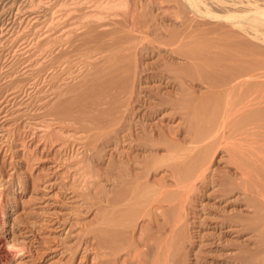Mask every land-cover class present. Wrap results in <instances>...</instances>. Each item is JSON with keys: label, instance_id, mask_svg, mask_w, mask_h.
I'll use <instances>...</instances> for the list:
<instances>
[{"label": "rangeland", "instance_id": "rangeland-1", "mask_svg": "<svg viewBox=\"0 0 264 264\" xmlns=\"http://www.w3.org/2000/svg\"><path fill=\"white\" fill-rule=\"evenodd\" d=\"M204 1L205 14L219 3L231 8L210 9L212 18L188 0H0V264L110 259L95 246L107 239L104 220L111 214L117 220L111 197L126 209L113 220L123 251L109 264H264V200L258 199L264 194L258 189L264 186V42L244 29L264 31V0ZM236 84L246 102L236 96ZM259 123L261 131L252 133ZM231 129L248 130L235 144H243L244 158H254L256 175H250L263 182L248 180L258 196L247 180L241 183L254 192L242 193L244 177L226 163L224 143L231 138L223 137ZM129 130L136 141L116 143ZM249 140L259 148L251 142L250 151ZM223 185L229 194L222 195ZM163 196L169 202L162 205ZM138 229L143 234L135 238Z\"/></svg>", "mask_w": 264, "mask_h": 264}, {"label": "bare ground", "instance_id": "bare-ground-1", "mask_svg": "<svg viewBox=\"0 0 264 264\" xmlns=\"http://www.w3.org/2000/svg\"><path fill=\"white\" fill-rule=\"evenodd\" d=\"M184 1H185V0H184ZM188 1L190 2V6H188V7H192V6H193V7H194L193 11L196 10L195 7H196V8H198V7L200 8V7H202V6H205L204 9H205V11H206V7H207V6H206L204 0H203L204 3L202 2V0H188ZM210 1L213 2L212 0H210ZM215 1H216V0H215ZM215 1H214V3H215ZM222 1H224V0H222ZM225 1H226V0H225ZM225 1H224V2H225ZM229 1H230V0H229ZM238 1H239V0H237L236 2H238ZM254 1H258V0H253V2H250V3H254ZM259 1H260V3L263 2V0H259ZM201 2H202V6H199V5H201ZM219 2H221V0H220ZM219 2H218V3H219ZM232 2H233V3H232ZM216 3H217V1H216ZM216 3H215V4H216ZM225 3H226V5H227L228 2L226 1ZM230 3H232V4L234 5V1H230L228 4H230ZM244 3H247V2H244ZM203 4H205V5H203ZM223 4H224V3H223ZM223 4H222V5H223ZM248 4H249V2H248ZM209 5H210V4H209ZM218 5H219V7H221L220 9H223V7L220 5V3H219ZM235 5H238V4L235 3ZM241 5H242V4H241ZM224 6H225V5H224ZM230 6H231V4L228 5V9H229ZM238 6H240V4H239ZM238 6H235V7H238ZM214 7H215V6H214ZM214 7L212 6L211 8H214ZM199 8H198L196 11L199 10L200 12H204L203 8H202V9H201V8L199 9ZM211 8H209V10L207 9V10H208L207 12L210 13V9H211ZM230 8H231V7H230ZM233 8H234V6H233ZM217 9H218V8H215V10H217ZM220 9H218L217 11L219 12ZM228 9H223V10H227V11H228ZM211 10H213V9H211ZM215 10H213V11L215 12ZM223 10H221V12H222ZM196 11H195V12H196ZM199 11H198V12H199ZM198 12H197V13H198ZM200 12H199V13H200ZM207 12H206V13H207ZM211 12H212V11H211ZM223 12H225V11H223ZM209 13H207V14H209ZM204 14H205V12H204ZM207 14H205V15L207 16ZM210 14H211V13H210ZM210 14H209V16H210ZM214 14H216V13L211 14V15H212V16H211L212 18H214ZM219 14H220V12H219ZM216 15H217V14H216ZM216 15H215V16H216ZM223 15H224V14H223ZM206 16H205V17H206ZM209 16H208V18H209ZM205 17H204V18H205ZM221 17H222V16H221ZM224 18H225V17H224ZM231 18H233V17H231ZM234 21L236 22V20H233V21H232V19H231V22H234ZM243 26H244V25H242V27H243ZM244 29H246V30L249 32V34H250V36H251L252 38H253V36H254V37H255L254 39L262 40V41L264 42V31H263V29H261V27L259 28V27H257L256 25H252V26H244ZM192 37H193V36H192ZM203 37H204V36H203ZM196 38H197V37H196ZM201 38H202V37H201ZM195 40H196V39H194V43H197L199 39H198L196 42H195ZM258 40H257V41H258ZM210 41H212V40H210ZM236 41H237V40H236ZM191 42H193V41H191ZM205 42H207V41L204 40V43H205ZM213 42H214V40L212 41V43H213ZM263 42H262V43H263ZM200 43L202 44L203 42L200 41ZM183 44L185 45V43H183ZM198 44H199V42H198ZM201 44H199V45H201ZM210 44H211V42H210ZM187 45H188V44H187ZM203 45H206V44H203ZM203 45H202V46H203ZM211 45H212V44H211ZM215 45H216V44L213 43V46H214V47H215ZM216 46H218V45H216ZM194 47H195V46H194ZM196 47H197V46H196ZM228 48H229V47H228ZM228 48H227V50H228ZM247 48H248V47H247ZM236 49H237V51L239 50L238 48H236ZM219 50H221V49H219ZM233 50H234V49H233ZM237 51H236V52H237ZM192 52H196V51H192ZM197 52H198V51H197ZM197 52H196L194 55H196ZM234 52H235V51H234ZM238 52H239V51H238ZM240 52H241V51H240ZM198 53H199V52H198ZM199 54H200V53H199ZM207 54H208V53H206V55H207ZM238 54H239V53H238ZM242 55H243V54H242ZM198 56H199V55L196 56L197 59L199 58ZM211 56H212V54H211ZM236 56H237V55H236ZM240 56H241V55H240ZM245 57H246V56H245ZM196 58L194 57L193 60H194V61H198V60H195ZM201 58H202V57H201ZM242 58H243V57H242ZM199 59H200V58H199ZM247 60H248V59H247ZM199 61H200V60H199ZM199 61H198V62H199ZM206 61H208V60H206ZM206 61H204V62H206ZM213 61H214V60H213ZM261 61H262V60H261ZM210 62H211V61H210ZM227 62H229V61H227ZM193 63H194V62H193ZM217 63H218V62H217ZM239 63H240V62H239ZM243 63H244V62H243ZM248 63H249V62H248ZM194 64H195V63H194ZM224 64H225V63H224ZM210 65H211V64H210ZM246 65H247V64H246ZM248 65H249V64H248ZM214 66H215V65H214ZM206 67H207V66H206ZM225 67H226V66H225ZM236 67H237V66H236ZM245 67H247V66H245ZM248 67H249V66H248ZM248 67H247L245 70L248 71ZM254 67H255V66H254ZM257 68H258V67H257ZM207 69H208V68H207ZM260 69H261V68H260ZM197 70H198V69H197ZM236 70H237V69H236ZM254 70H255V69H254ZM263 70H264V69H263ZM252 72H253V71H252ZM256 72H257V71H256ZM259 72H260V71H259ZM260 73H261V72H260ZM237 74H238V73H237ZM240 75H241V74H240ZM251 75H252V74H251ZM233 76H234V75H233ZM241 76H242V75H241ZM237 77H238V76H237ZM246 77H248V76H246ZM253 77H254V76H253ZM241 78H242V77H241ZM256 78H257V77H256ZM247 79H248V78H247ZM258 79H259V78H258ZM244 80H245V79H244ZM248 80H250V79H248ZM248 80H245V81H248ZM231 81H232V80H231ZM241 81H242V80L239 79V81H235V82H239V83H240ZM245 81H244V83H245ZM254 81H255V80H254ZM257 81H258V80H257ZM260 82H261V81H260ZM239 83H238V84H239ZM242 83H243V81H242ZM244 83H243V84H244ZM238 84H236V85H238ZM240 84H241V83H240ZM248 84H249V81H248V83H247L246 85H247V88H249V87L251 86L250 89H251L252 87H255V88H256L255 85H257V86L259 85V87H260L261 85H263L262 83H258V84L256 83L255 85H254V84H253V85H250V84H252V83H250V84H249V87H248ZM260 84H261V85H260ZM236 85H235V86H236ZM246 85H244V86L246 87ZM228 86H229V85H228ZM233 86H234V84H233ZM233 86L231 85V86H229V87H227V88H229L230 90H232V88H230V87H233ZM238 86H239V85H238ZM240 86H241V85H240ZM240 86H239V87H237V86L235 87V88L237 89V90L235 89L236 96L238 95L237 92H238V88H240ZM245 87L243 88V85H242V88H241V89H243V90H242L243 92H244V89L247 90V88H245ZM259 87H258V89H259ZM262 87H264V85H263ZM255 88H253V89H255ZM233 89H234V88H233ZM258 89H257V90H258ZM260 89L262 90L263 88L260 87ZM260 89H259V92L261 91ZM209 90H210V89H209ZM225 90H226V89H225ZM255 90H256V89H255ZM227 91H229V90H226V92H227ZM236 91H237V92H236ZM240 91H241V90H239V95H240ZM248 91H249V90H248ZM248 91H246L248 94H247L246 92H244V93L247 94V95L245 94L246 97H247V100H248V96H249V92H248ZM243 92H241V93H242L241 95L244 94ZM254 92H255V91H254ZM228 93H229V92H228ZM228 93H227V94H228ZM231 93H232V92L230 91V95H227V96H231V95L233 96V95H234V92H233V94H231ZM256 93H258V92H256ZM260 93H261V92H260ZM216 94H217V93H216ZM263 94H264V92L262 93V95H263ZM239 95H238V96H239ZM224 96H225V95H224ZM236 96H235V97H236ZM238 96H237V97H238ZM156 97H157V96H156ZM239 97H240V96H239ZM239 97H238V98H239ZM244 97H245V96H244ZM250 97H251V96H250ZM252 97H253V96H252ZM252 97L249 98V101L255 100V98L257 97V95H256V97H253V99H252ZM261 97H262V96H261ZM139 98H140V97H139ZM223 98H224V97H223ZM229 98H230V97H229ZM240 98H241V100H243V101L246 102V100H245L246 98L243 99L242 96H241ZM235 99H237V98H235ZM235 99H234V100H235ZM256 99H257V98H256ZM226 101H227V100H226ZM256 101H257V100H256ZM260 101H261V100H260ZM138 102H139V101H138ZM178 102H179V101H178ZM214 102H215V101H214ZM231 102H232V101H231ZM238 102H239V101H238ZM245 102H244V103H245ZM261 102H263V101H261ZM100 103H101V102H100ZM248 103H249V102H248ZM252 103H253V102H252ZM228 104H229V102H228ZM228 104H227V105H228ZM232 104L234 105V103H231V104H230V108H232V106H233ZM240 104H241V103H240ZM240 104H239V105H240ZM246 104H247V103H246ZM144 105H145V103H144ZM182 105H183V103H182ZM216 105H217V104H216ZM247 105H248V104H247ZM260 105H261V104H260ZM260 105H259V106H260ZM159 106H160V105H159ZM178 106H179V105H178ZM180 106H181V105H180ZM188 106H189V105H188ZM218 106H219V105H218ZM218 106H217V107H218ZM235 106L238 107V104H236ZM256 106H257V105H256ZM142 107H143V106H142ZM205 107H206V106H205ZM223 107H224V104H223ZM233 107H234V106H233ZM239 107L242 108V106H239ZM239 107H238V108H239ZM245 107H246V106H245ZM245 107H244V108H245ZM247 107H248V106H247ZM133 108H134V107H133ZM147 108H148V107H147ZM154 108H155V107H154ZM160 108H161V107H160ZM234 108H235V107H234ZM250 108H251V107H250ZM253 108H254V107H253ZM256 108H257V107H256ZM197 109H198V108H197ZM232 109H233V108H232ZM258 109H259V107H258ZM191 110H192V109H191ZM227 110H228V109H227ZM235 110H236V109H235ZM241 110H242V109H241ZM259 110H260V109H259ZM263 110H264V109H263ZM128 111H129V110H128ZM160 111H161V110H160ZM228 111H229V110H228ZM242 111H243V110H242ZM244 111H245V109H244ZM122 112H123V111H122ZM154 112H155V111H154ZM198 112H199V111H198ZM205 112H206V111H205ZM230 112H233V111L230 109ZM238 112H239V110H237V113H238ZM240 112H241V111H240ZM247 112H248V111H247ZM124 113H125V112H124ZM157 113H158V112H157ZM235 113H236V112H235ZM241 113H242V112H241ZM202 114H203V113H202ZM202 114H201V115H202ZM244 114H245V113H244ZM148 115H149V114H148ZM198 115H199V114H198ZM210 115H211V114H210ZM229 115H230V118L233 117V116L235 117V115H232V116H231V113H230V114L228 113V117H229ZM238 115H239V114H238ZM240 115H241V114H240ZM114 116H115V115H114ZM133 116H134V115H133ZM246 116H247V115H246ZM252 116H253V115H252ZM238 117H239V116H238ZM139 118H140V117H139ZM147 118H148V117H147ZM240 118H241V117H240ZM240 118H239V119H240ZM243 118H244V116H243ZM182 119H183V118H182ZM195 119H196V118H195ZM219 119H220V118H219ZM227 119H228V118H227ZM233 119H234V118H233ZM115 120H116V119H115ZM134 120H135V118H134ZM214 120H215V119H214ZM220 120H221V119H220ZM231 120H232V119H231ZM242 120H243V119H242ZM242 120H241V121H242ZM117 121H118V119H117ZM185 121H186V120H185ZM185 121H184V122H185ZM199 121H201V120H199ZM224 121H225V116H224ZM236 121H237V120H236ZM253 121H255V119H254ZM109 122H110V121H109ZM111 122H112V121H111ZM227 122H232V121H227ZM233 122H235V121H233ZM233 122H232V123H233ZM239 122H240V121H239ZM262 122H264V120H263ZM241 123H242V122H241ZM251 123H252V122H251ZM125 124H126V123H125ZM128 124H129V123H128ZM128 124H127V125H128ZM213 124H214V123H213ZM219 124H220V123H218V125H219ZM244 124H245V123H244ZM257 124H258V123H257ZM257 124H256V125H257ZM259 124L261 125L260 127L257 125V126L259 127V129H258V130H257V129H253V130H256V131L251 130V132L253 131L252 133L257 132V131L260 130V128L262 127V124H261V123H259ZM263 124H264V123H263ZM127 125H126V126H127ZM129 125H131V124H129ZM223 125H224V124H223ZM228 125H230V124H228ZM252 125H253V124H252ZM256 125H255V126H256ZM108 126H109V125H108ZM136 126H137V124H136ZM141 126H142V125H141ZM198 126H199V125H198ZM221 126H222V125H221ZM232 126H233V125H232ZM131 127L133 128L132 125H131ZM137 127H138V126H137ZM207 127H208V126H207ZM222 127H223V126H222ZM247 127H249V126H247ZM263 127H264V126H263ZM263 127H262V128H263ZM112 128H113V127H112ZM127 128H128V127H127ZM132 128H130V130H132ZM219 128H220V127H219ZM219 128L217 127L216 129H219ZM229 128H230V126H229ZM251 128H252V127H251ZM251 128H250V129H251ZM256 128H257V127H256ZM123 129H124V128H123ZM123 129H122V130H123ZM134 129H135V128H134ZM153 129H154V128H153ZM250 129H249V130H250ZM110 130H111V129H110ZM130 130H129V131H130ZM154 130H155V129H154ZM226 130H227V129H226ZM236 130H238V129H236ZM240 130H241V129H240ZM263 130H264V129H263ZM263 130H262V131L260 130V131L264 133ZM108 131H109V130H108ZM159 131H160V130H159ZM165 131H166V130H165ZM214 131H215V130H214ZM233 131H234V130H232V129H231V132H229V130H228L229 134H228L227 136H224V135H225V132L223 133V134H224V135H223V136H224V137H223L224 139H227V138H228V140H229V138H231V140H232V141L230 140L231 142L229 141L228 143H226V142L224 143L225 146H226V151H228V152L230 153V155H231V158L229 157V160L226 161V163H228V162L230 161L229 163H231V164L233 165V167H236V170H238V171L241 172V174H242L241 176L244 177L245 181L243 182V180H241V181L239 182V184H240L239 186H240V187H239V186H238V187H239V188H242V186H243V189H242L243 192H242V193L247 195L248 192L250 191V189H251V188H254V187H253L254 185H251L252 183L250 182V181H253V180H252L253 178L251 177L250 174H252V175L254 174V173H250V172H252V170L254 169L253 167L250 166V164H251V162H252V164H253V159H254V158H253V159L250 158V156H249V154H248V153H249L248 151H249V149H250V151L253 150L252 147H254L255 145L253 144L254 141L252 142V141L249 140V141H250V142H249V143H250V144H249L250 148H249V146H247L246 148H249V149H246V150H248V151H245V150H244V151H245L244 153L246 154V152H247V154H248V155L246 154V156H247V157L249 156V159L251 160L250 162H248L247 160H249V159L246 158V157L244 158V156H243V155H244V154H243V151L239 150L240 148H242V147H240V146H242L243 144H242V145H239V146H236L237 144H235V143L239 142V141L236 140V139H237V138H242V139H243L244 137H241V136H243L245 133H246V134H245V136H246L247 133H248V132H246V131H248V130H246V129H245V131L243 130V132H245V133H243V135H241L242 132L238 133L239 131H234V132H233ZM112 132H113V131H112ZM112 132H111V133H112ZM212 132H213V130H212ZM212 132H211V133H212ZM218 132H219V131H218ZM218 132H217L216 134H218ZM251 132L249 131V133H251ZM105 133H106V132H105ZM127 133H128V132H127ZM134 133H135V132H134V130H133V131H130V132L128 133V135H127V134H126V135L124 134V136H117V137H116L117 139H116L115 141H116V143H120V145H121V142L123 141L124 137H127V138H129V139H131V140H135V138H134L135 134H134ZM235 133H237L238 135H236ZM263 133H261V134L264 135ZM108 134H109V133H108ZM108 134H107V135H108ZM136 134H137V133H136ZM258 134H260V132H259ZM258 134H256V135L253 134V136H255V137L257 138ZM261 134H260V135H261ZM104 135H105V134H104ZM119 135H120V134H119ZM211 135H212V134H211ZM240 135H241V136H240ZM249 135L251 136V134H248V136H249ZM217 136H218V135H217ZM220 136H221V135H220ZM250 136L248 137V139L251 138ZM253 136H252V138H253ZM108 137H109V136H108ZM110 137H111V136H110ZM246 137H247V136H246ZM260 137H261V136H260ZM214 138H215V136H214ZM221 138H222V137H221ZM258 138H259V137H258ZM258 138H257V140H258ZM262 138H263V137H262ZM101 139H102V138H101ZM112 139H113V138H112ZM245 139H247V138H244V140H245ZM254 139H255V138H253V140H254ZM259 139H260V138H259ZM108 140H109V139H108ZM110 140H111V138H110ZM124 140H125V139H124ZM244 140H243V141H244ZM261 140H263V139H261ZM261 140H260V141H261ZM135 141H136V140H135ZM222 141H224V140H222ZM226 141H227V140H226ZM236 141H237V142H236ZM240 141H241V140H240ZM263 141H264V140H263ZM124 142H125V141H124ZM126 142H127V139H126ZM133 142H134V141H133ZM214 142H215V141H214ZM241 142H242V141H241ZM241 142H240V144H241ZM251 142H252L253 146L251 145ZM122 143H123V142H122ZM136 143H137V142H136ZM136 143H135V145H136ZM141 143H142V142H141ZM220 143H221V142H220ZM242 143H243V142H242ZM246 143H247V141H246ZM257 143H259V144L261 145V143L259 142V140H258L257 142H256V140H255V144H257ZM263 143H264V142H263ZM263 143H262V145H264ZM210 144H211V143H210ZM213 144H214V143H213ZM224 144H221V145H224ZM244 144H245V143H244ZM259 144H257V145H259ZM114 145H115V144H114ZM135 145H133L132 147H135ZM143 145H144V144H143ZM211 145H212V144H211ZM246 145H248V143H247ZM257 145H256L255 147H257ZM262 145H261L260 147H262V150H263V146H262ZM130 146H131V145H130ZM208 146H209V145H208ZM225 146H223V147L225 148ZM235 146H236V147H235ZM251 146H252V147H251ZM220 147H221V146H220ZM239 147H240V148H239ZM243 147H244V146H243ZM130 148H131V147H130ZM257 148H259V147H257ZM147 149H148V148H147ZM242 149H243V148H242ZM255 149H256V148H255ZM133 150H134V149H133ZM255 151H256V150H254V153H255ZM259 151H260V150H259ZM121 154H122V153H121ZM127 154H128V151H127ZM250 154H251V153H250ZM257 154H258V153H257ZM262 154H263V153H262ZM113 155H114V154H113ZM129 155H130V154H129ZM252 155H254V154L252 153ZM258 155H259V156L256 155V157H260V156H261V154H258ZM254 156H255V155H254ZM254 156H252V157H254ZM241 157H242V158H241ZM111 159H112V158H111ZM124 159H125V158H124ZM126 159H127V158H126ZM136 159H137V158H134V157L130 158V160H131V162H132V163H130V165H131L132 167H134V165L137 163ZM227 159H228V158H227ZM246 159H247V160H246ZM257 159H258V158H257ZM260 159H261V158H260ZM260 159H259V160H260ZM262 159H263V158H262ZM116 162H117V161H116ZM128 162H129V161H128ZM257 162H258V161H257ZM259 162H261V164H264V163H262L263 160H261V161H259ZM111 163H112V162H111ZM125 163H126V162H125ZM207 164H208V163H207ZM231 164H230V166H232ZM256 164H257V163H256V161H255V165H256ZM158 165H159V164H158ZM160 165H161V163H160ZM160 165H159V166H160ZM168 165H169V164H168ZM204 165H205V164H204ZM204 165H203V167H204ZM255 165H254V167H255V168L257 169V171H258L257 165H260V164L258 163L256 166H255ZM166 166H167V165H166ZM252 166H253V165H252ZM260 166H261V165H260ZM260 166H259V170H262L263 167L261 166V168H262V169H261ZM144 167H145V166H144ZM154 167H155V166H154ZM154 167H153V168H154ZM174 167H175V166H174ZM206 167H207V166H206ZM233 167H232V168H233ZM176 168H177V167H176ZM202 169H205V170H206L205 167L202 168ZM146 170H147V169H146ZM146 170L143 169V171H142V176L149 175V174H148L149 172L147 173L148 170H147V171H146ZM187 170H188V169H187ZM199 170H200V169H199ZM236 170H235V171H236ZM254 170H255V169H254ZM175 171H176V170H175ZM180 171H181V170H180ZM200 171H201V170H200ZM176 172L179 173V171H176ZM176 172H175V173H176ZM202 172H204V171H201L200 173H202ZM217 172H218V171H217ZM254 172H256V171H254ZM175 173H174V174H175ZM184 173H185V172H184ZM238 173H239V172H238ZM256 173H259V172H256ZM135 174H136V173H135ZM176 174H177V173H176ZM203 174H204V173H203ZM203 174H202V176H205V175H203ZM239 174H240V173H239ZM259 174L261 175V172H260ZM111 175H112V174H111ZM113 175H114V174H113ZM116 175H118V174H116ZM130 175H131V174H130ZM130 175H129V176H130ZM180 175H181V174H180ZM198 175H199V174H198ZM254 175H256V174H254ZM254 175H253V176H254ZM257 175H258V174H257ZM131 176H133V174H132ZM172 176H173V175H172ZM200 176H201V174H200ZM200 176H198V177H200ZM212 176H213V175H212ZM115 177H116V176H115ZM148 177H149V176H148ZM190 177H191V176H190ZM254 177H255V176H254ZM259 177H260V176H259ZM126 178H127V177H126ZM126 178L117 177V181H119V182H125V181L128 179V180H130L129 182H131V183H136V181L138 180V179L136 178L137 180L134 181V178H132V177L127 178V179H126ZM146 178H147V177H146ZM176 178H177V176H176ZM195 178H196V176H195ZM195 178L193 179V181L195 180ZM211 178H212V177H211ZM240 178H241V177H240ZM249 178H251L250 181L248 180ZM257 178H258V177H257ZM109 179H110V178H109ZM200 179H201V177H200ZM208 179H209V178H208ZM217 179H218V178H217ZM229 179H230V178H229ZM183 180H184V179H183ZM196 180L198 181V178H197ZM206 180H207V179H206ZM206 180H204V178H202L201 183H203V185H205V184L207 183ZM218 180H219V179H218ZM246 180L250 182V184H249L250 189H249V187H247L249 182H247V186H244V185H243L244 183H246ZM255 180H256V178H254V181H255ZM263 180H264V178H263ZM180 181H181V180H179V183H180ZM237 181H238V180H237ZM254 181H253V183H254ZM256 181H257V184H256L257 186H258V183H259V182H261V183L263 182L261 179L256 180ZM127 182H128V181H127ZM162 182H166V181H165V180H164V181L162 180ZM177 182H178V180H177ZM182 182H183V181H182ZM187 182H188V181H187ZM211 182H212V181H211ZM241 182H242L243 184H242ZM117 183H118V182H117ZM188 183H189V182H188ZM195 183H196V182H195ZM237 183H238V182H237ZM255 183H256V182H255ZM118 184H119V183H118ZM137 184H138V183H137ZM160 184H161V183H160ZM183 184L186 185L187 183L184 182ZM183 184H181V186H182ZM234 184H235V183H234ZM131 185H132V184H131ZM162 185H165V183H163ZM177 185H179V184H177ZM235 185H236V184H235ZM259 185H260V186H258V187H260V188H258V189H260L261 191H264V186H263V184L261 185V184L259 183ZM132 186H133V185H132ZM188 186H189V185H188ZM191 186H192V185H191ZM262 186H263V188H262ZM160 187H161V185H160ZM160 187H159V188H160ZM163 187H164V186H163ZM166 187H168V186L165 185V188H166ZM177 187L179 188V186H177ZM182 187H183V186H182ZM184 187H185V186H184ZM186 187H187V186H186ZM192 187H193V186H192ZM255 187H256V186H255ZM130 188H131V187H130ZM133 188H135V187H133ZM133 188H132V189H133ZM136 188H137V187H136ZM168 188H169V187H168ZM168 188H167V190H168ZM188 188H189V187H188ZM193 188H194V187H193ZM180 189H181V187H180ZM229 189H230V188H229ZM229 189H228L226 186L223 185V188L220 189V192L222 193V195H227V194L230 193ZM254 189H256V188H254ZM254 189H253V190H254ZM262 189H263V190H262ZM161 190H162V188H161ZM163 190H165V189H163ZM177 190H178V189H177ZM183 190H184V189H183ZM195 190H196V188H195ZM195 190H194V191H195ZM253 190H251L252 193H253L254 191H257V189L254 190V191H253ZM131 191H132V190H131ZM133 191H134V190H133ZM165 191H166V190H165ZM179 191H180V190H179ZM191 191H192V189H191ZM191 191H190V192H191ZM198 191H199V190H198ZM251 191H250V192H251ZM160 192H161V191H160ZM160 192H159V194H161ZM168 192H169V191H168ZM177 192H178V191H177ZM181 192H182V190H181ZM190 192H189V193H190ZM195 192H196V191H195ZM240 192H241V189H240ZM259 192H260V191L258 190L257 193H256L257 196L259 195V194H258ZM183 193H184V192H183ZM183 193H181V194H183ZM185 193H186V192H185ZM189 193H187V194H189ZM221 193H220V194H221ZM133 194L135 195L134 192H133ZM136 194L138 195L137 191H136ZM165 194H166V192H165ZM178 194H179V193H178ZM195 194H196V193H195ZM137 195H135V196H137ZM185 195H186V194H185ZM254 195H255V193H254ZM260 195H261V196H259L258 199L261 200L260 198L262 197V200H264V194H263V192H261ZM130 196H132V193H131ZM130 196H129V197H130ZM153 196H154L153 198H155L157 195H156V196L153 195ZM160 196H161V195H160ZM177 196H178V195H177ZM241 196H242V195H241ZM132 197H133V196H132ZM170 197H171V196H170ZM111 198H112V199H111ZM111 198H110V199L108 198V199H109V202L112 203V205H113L114 203H115V204H119V203H117V201H115V200H117V199L114 200V197H111ZM139 198H140V194H139ZM150 198H151V197H150ZM158 198H159V197H158ZM166 198H167V197H164V196H163V198H160V200H158V201H161L162 205H163L164 202L167 204V202H169V200L166 199ZM177 198H178V197H177ZM180 198H181V197H180ZM184 198H187V197L184 196ZM245 198H247V197H245ZM108 199H107V200H108ZM131 199H132V198H131ZM136 199H137V198H135L134 201H136ZM155 199H157V198H155ZM172 199H173V198H172ZM236 199H237V198H236ZM250 199H251V198H250ZM129 200H130V198H129ZM132 200H133V199H132ZM151 200L153 201V199H151ZM151 200H150V201H151ZM184 200H185V199H183V201H184ZM186 200H187V199H186ZM186 200H185V202H186ZM234 200H235V199H234ZM243 200H245V199L242 198V199L240 200V202H242ZM262 200L260 201V203L263 202ZM130 201H131V200H130ZM154 201H157V200H154ZM154 201H153V202H154ZM171 201H172V200H171ZM180 201H181V200H180ZM126 202H127V200H126ZM132 202H133V201H132ZM153 202H151V203L153 204ZM170 203H171V202H170ZM242 203H245V204H246V202H242ZM115 204H114V205H115ZM123 204H124V203H123ZM133 204H134V203H133ZM262 204H264V203H262ZM114 205L111 206V210H110V211H111V212H114V213L117 211V213H115V214H117V216H115V218L118 220V219L120 218V216L123 214V213H121V212H122L124 209H126V208H124V209L122 208V209H121V207H120L121 204H120V206H119V205L114 206ZM125 205H126V203H125ZM129 205H130V204H129ZM136 205H137V204H136ZM162 205H161V206H162ZM169 205H170V204H169ZM246 205H247V204H246ZM250 205H251V204H250ZM256 205H257V204H256ZM117 206H119L118 209H116ZM157 206H159V202H158V205H157ZM251 206H252V205H251ZM263 206H264V205H263ZM127 207H128V206H127ZM155 207H156V206H155ZM261 207H262V206H261ZM256 208H257V207H256ZM259 208H260V207H259ZM133 209H134V208H133ZM161 209H162V208H161ZM161 209H159V210H161ZM113 210H114V211H113ZM115 210H116V211H115ZM134 210H135V209H134ZM154 210H155V209H154ZM159 210H158V211H159ZM155 211H157V210H155ZM158 211H157V213H158ZM161 211H162V210H161ZM252 211H253V210H252ZM259 211H260V210H259ZM259 211H256L257 214H259V215L263 214V215H264V213H261V214H260ZM111 212H110V214H111ZM159 212H160V211H159ZM261 212H263V211H261ZM108 213H109V212H108ZM151 214H152V213H151ZM154 214H155V212H154ZM160 214H161V213H160ZM160 214H159V215H160ZM108 215H109V214H108ZM111 215H112V214H111ZM111 215H109V216L107 217V219L104 220V222H106V223H105V226H103V228L100 229V230H103V231H101L102 234L104 233L103 236L107 237L106 241H105V242H102V243H101V242L96 243V246H95L94 242H91L90 245L95 246V248H99V250H100L101 248L106 249V251H104V252L101 251V252L104 253V254L106 253L108 256H110V259H111L112 257L118 259L119 256H117V255H119V253H121L120 251H123V250H121L120 248H118V247H121V245H119V234H118L119 229L116 228L117 225H116V226H113V224H115L117 220L115 221V219L113 218L114 215H112L113 217H112ZM118 215H120V216H118ZM128 216H129V215H128ZM261 216H262V215H261ZM125 217H126V216H125ZM153 217H154V218H153ZM153 217H151L152 220L158 218V217L155 218L156 215H154ZM262 217H264V216H262ZM128 218H130V217H128ZM259 218H260V216H259ZM254 219H255V218H254ZM262 219L264 220V218H261V220L259 221L260 223H261V221H262V223H263V220H262ZM113 220L115 221V223H114ZM119 220H120V219H119ZM121 220H122V219H121ZM123 220H124V218H123ZM152 220H151V221H152ZM153 221H154V220H153ZM125 222H126V221H125ZM127 222H128V221H127ZM149 222H150V221H149ZM244 222H245V221H244ZM123 223H124V222H123ZM164 223H165V222H164ZM245 223H246V222H245ZM127 224H129V223H127ZM167 224H168V223H166V225H167ZM257 224H258V223H257ZM99 225H101V224H99ZM118 225H119V224H118ZM262 225H263V224H262ZM263 226H264V225H263ZM263 226H262V227H263ZM165 227H166V226H165ZM254 227H255V226H254ZM259 227H261V225H260ZM119 228H120V227H119ZM128 228H129V227H128ZM263 228H264V227H263ZM263 228H262V229H263ZM120 229H121V228H120ZM135 229H136V228H135ZM262 229H260V230H262ZM133 230H134V229H133ZM133 230H131V231H133ZM263 230H264V229H263ZM92 231H93V229H92ZM129 231H130V230H129ZM258 231H259V230H258ZM133 232H134V231H133ZM136 232H138V233L134 235L135 238H136V235H138V234H139L138 236L141 237L142 234H143V229H138V231H136ZM259 232H261V231H259ZM263 232H264V231H263ZM144 234H145V232H144ZM262 235L264 236V234H262ZM101 236H102V235H101ZM96 237H97V236H96ZM105 237H104V239H105ZM140 237H137V238L139 239ZM92 238H93V237H92ZM97 238H98V237H97ZM163 238H164V237H163ZM95 239H96V238H95ZM95 239H94V240H95ZM101 239H103V238H101ZM161 240H163V239H161ZM165 240H167V237H166V239H164V241H165ZM87 241H90V239H88ZM97 241H98V240H97ZM162 242H163V241H162ZM162 242H160V243H162ZM167 242H168V240L166 241V243H167ZM120 243H121V241H120ZM146 243H147V242H146ZM163 243H164V242H163ZM261 244H263V243H261ZM165 245H166V244H165ZM166 246H167V245H166ZM161 247H164V245L162 246V244H161ZM161 247H160V248H161ZM167 247H168V246H167ZM257 248H258V247H257ZM91 249H92V248H91ZM119 249H120V250H119ZM158 249H159V248H158ZM163 250H164V249H162L161 252H163ZM164 251H165V250H164ZM167 251H168V249H167ZM170 251H171V250H170ZM158 252H160V251H158ZM263 252H264V251H263ZM122 253H123V252H122ZM127 253L130 254L131 251H129V252H127ZM15 254H16V252H14V251H9V253H8L7 255H9V256L12 257V256H14ZM104 254H102V255H103V256H102L103 258H104ZM125 254H126V253H125ZM129 254H128V255H129ZM167 254H168V252H167ZM167 254H166V255H167ZM262 254H263V253H262ZM107 255H106L105 257H107ZM121 255H122V254H121ZM159 256H161V257L163 256V257L161 258V259L163 260V258H164V256H165V253H163V254H161V255H160V253H158V257H159ZM102 257H101V258H102ZM128 257H129V256H128ZM158 257H157V258H158ZM242 257H243V256H242ZM107 258H108V257H107ZM107 258H106V260H105V259H104V260L101 259V261H99L98 263L95 262V264H109V263L111 262V260H110L109 258H108V259H107ZM132 259H133V257H132ZM108 260H109V261H108ZM259 260H260V259H259ZM114 261H115V260H114ZM158 261H159V260H158ZM242 261H243V260H242ZM242 261H241V262H242ZM112 262H113V258H112ZM163 262H164V261H163ZM242 263H243V262H242ZM263 263H264V262H263ZM82 264H83V263H82ZM84 264H85V263H84ZM86 264H88V263H86Z\"/></svg>", "mask_w": 264, "mask_h": 264}]
</instances>
